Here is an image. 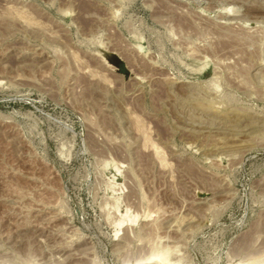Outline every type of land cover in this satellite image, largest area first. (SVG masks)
<instances>
[{
    "label": "rangeland",
    "instance_id": "rangeland-1",
    "mask_svg": "<svg viewBox=\"0 0 264 264\" xmlns=\"http://www.w3.org/2000/svg\"><path fill=\"white\" fill-rule=\"evenodd\" d=\"M162 259L264 264V0H0V264Z\"/></svg>",
    "mask_w": 264,
    "mask_h": 264
},
{
    "label": "bare ground",
    "instance_id": "bare-ground-1",
    "mask_svg": "<svg viewBox=\"0 0 264 264\" xmlns=\"http://www.w3.org/2000/svg\"><path fill=\"white\" fill-rule=\"evenodd\" d=\"M18 10V9H17ZM27 15V14H26ZM33 23V22H32ZM80 58V57H79ZM84 70V69H83ZM91 74V73H90ZM139 124V123H138ZM146 132V131H145ZM142 135V134H141ZM160 152V151H158ZM160 160V159H159ZM164 160V159H163ZM170 166V165H169ZM137 219H135V217H131L128 213L126 214V216L118 223L119 226H122L125 222L129 221V222H135ZM163 261V259H162ZM161 261V262H162ZM165 262L163 261L162 264H164Z\"/></svg>",
    "mask_w": 264,
    "mask_h": 264
},
{
    "label": "water",
    "instance_id": "water-1",
    "mask_svg": "<svg viewBox=\"0 0 264 264\" xmlns=\"http://www.w3.org/2000/svg\"><path fill=\"white\" fill-rule=\"evenodd\" d=\"M122 67V66H121Z\"/></svg>",
    "mask_w": 264,
    "mask_h": 264
}]
</instances>
